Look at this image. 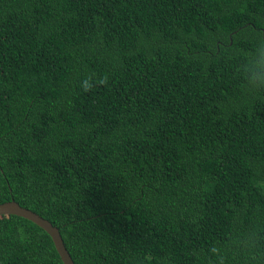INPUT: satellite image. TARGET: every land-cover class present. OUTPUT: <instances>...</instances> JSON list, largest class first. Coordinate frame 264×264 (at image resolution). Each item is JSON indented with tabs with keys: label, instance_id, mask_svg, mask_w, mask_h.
<instances>
[{
	"label": "trees",
	"instance_id": "1",
	"mask_svg": "<svg viewBox=\"0 0 264 264\" xmlns=\"http://www.w3.org/2000/svg\"><path fill=\"white\" fill-rule=\"evenodd\" d=\"M258 69L264 0H0V204L74 264H264ZM0 264L62 262L10 215Z\"/></svg>",
	"mask_w": 264,
	"mask_h": 264
},
{
	"label": "water",
	"instance_id": "2",
	"mask_svg": "<svg viewBox=\"0 0 264 264\" xmlns=\"http://www.w3.org/2000/svg\"><path fill=\"white\" fill-rule=\"evenodd\" d=\"M17 216L28 220L42 229L51 239L53 246L59 255L62 264H74L71 256L67 252L58 228L49 221L29 209L21 207L18 203L11 200L0 204V216Z\"/></svg>",
	"mask_w": 264,
	"mask_h": 264
},
{
	"label": "clouds",
	"instance_id": "3",
	"mask_svg": "<svg viewBox=\"0 0 264 264\" xmlns=\"http://www.w3.org/2000/svg\"><path fill=\"white\" fill-rule=\"evenodd\" d=\"M250 80L255 85L264 86V70L253 71L250 74ZM209 252L213 257H220L221 255V250L217 247L210 248Z\"/></svg>",
	"mask_w": 264,
	"mask_h": 264
}]
</instances>
